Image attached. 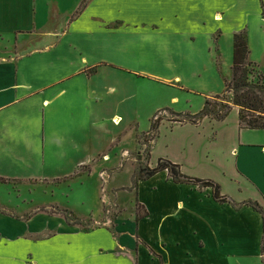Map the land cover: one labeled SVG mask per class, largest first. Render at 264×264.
<instances>
[{
	"label": "rangeland",
	"instance_id": "374dc122",
	"mask_svg": "<svg viewBox=\"0 0 264 264\" xmlns=\"http://www.w3.org/2000/svg\"><path fill=\"white\" fill-rule=\"evenodd\" d=\"M2 2L7 16L0 26L4 30L0 57L13 54L14 39L28 44L24 54L59 42L46 55L48 60L56 61L59 71H80L83 77L69 82L66 110H76L83 96L90 112L84 137L89 149L73 162L59 160L57 169L48 174L72 176L41 182L33 169L20 180L0 183L4 206L0 214L5 217H0V233L5 237L37 227L59 230L61 225L46 222L50 217L88 231L106 224L108 218L115 226L119 218L130 219L134 210L143 214L141 207L133 206L145 170L156 167L159 158L185 159L190 145L196 151L206 145L202 137L192 141L170 128L184 121V114L198 113L207 100L217 111L231 103V94L224 90L225 80L232 77L233 27L245 32L253 56L261 51L258 30L264 25V0ZM115 68L122 73L111 75ZM247 68L253 83L264 76L257 66ZM36 70H41L40 60L25 64L22 71ZM157 119L159 126L151 131ZM94 150L96 163L91 168H75ZM152 183L142 188L141 198L157 207L163 190L152 193L148 189Z\"/></svg>",
	"mask_w": 264,
	"mask_h": 264
},
{
	"label": "crops",
	"instance_id": "0c3cea01",
	"mask_svg": "<svg viewBox=\"0 0 264 264\" xmlns=\"http://www.w3.org/2000/svg\"><path fill=\"white\" fill-rule=\"evenodd\" d=\"M2 1L0 26L7 16ZM259 26L260 55L253 56L249 48L248 61L264 73V25ZM10 44L14 45L13 54L0 57V183L20 180L26 170L33 169L41 182L68 179L72 175L53 178L55 175L48 174L57 169L59 160L73 162L89 149L84 137L90 112L83 96L76 110H66L69 82L83 79L82 73L59 71L57 62L48 60L46 55L53 53L59 42L28 54L22 53L29 47L27 43L14 39ZM33 60L41 61L40 72L24 74L23 66ZM113 71L111 75L123 70ZM170 130H180L192 141L202 137L206 143L200 151L188 146L185 159L170 158L184 175L217 183L221 194L236 203L252 200L264 208V130L240 129L234 106L223 121L205 117L197 125L178 123ZM93 154L75 163V168H91L96 163L97 154ZM187 162L193 164L192 170ZM147 182H153L148 188L152 193L163 190L157 207L141 198ZM135 198L133 207L137 204L144 210L139 220L138 210H134L130 219L119 218L115 226L108 218L101 227L82 231L50 217L46 222L61 225L59 230H31L25 224L28 231L6 237L1 232L0 264H264L262 218L252 208L234 209L218 203L211 188L176 184L167 171L139 181Z\"/></svg>",
	"mask_w": 264,
	"mask_h": 264
},
{
	"label": "trees",
	"instance_id": "16d2710c",
	"mask_svg": "<svg viewBox=\"0 0 264 264\" xmlns=\"http://www.w3.org/2000/svg\"><path fill=\"white\" fill-rule=\"evenodd\" d=\"M248 56L249 47L245 32L240 31L235 33L233 35L232 49V77L231 80L225 83V93L231 94V103L219 106L220 109L217 111L215 107L210 108L212 103L210 100H207L197 114L184 115L185 122L197 125L198 121L204 117H210L216 121H223L228 117L232 106H234L238 109V124L240 129L264 130V76L259 75V80L255 83L249 80L250 71H248L247 67L254 64L248 61ZM158 121L157 119L154 122L151 131L157 130L159 126ZM184 121H180L179 123H183ZM162 171H167L172 181L176 184H190L198 186L199 188H211L212 197L218 203H227L234 209L247 206L259 213L263 224L261 251L263 256L262 261L264 263V208L258 202L247 200L242 203H236L221 194L220 186L217 183L211 180H200L186 176L181 172L178 164H174L167 159H161L159 164L153 169H146L145 175L140 177L139 180H148ZM143 216L144 214L138 213L136 219L139 220Z\"/></svg>",
	"mask_w": 264,
	"mask_h": 264
},
{
	"label": "bare ground",
	"instance_id": "6f19581e",
	"mask_svg": "<svg viewBox=\"0 0 264 264\" xmlns=\"http://www.w3.org/2000/svg\"><path fill=\"white\" fill-rule=\"evenodd\" d=\"M218 19H220V18L218 17Z\"/></svg>",
	"mask_w": 264,
	"mask_h": 264
}]
</instances>
